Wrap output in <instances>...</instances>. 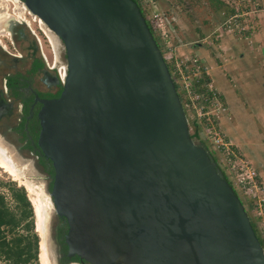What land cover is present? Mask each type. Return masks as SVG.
Here are the masks:
<instances>
[{
	"label": "water",
	"instance_id": "1",
	"mask_svg": "<svg viewBox=\"0 0 264 264\" xmlns=\"http://www.w3.org/2000/svg\"><path fill=\"white\" fill-rule=\"evenodd\" d=\"M58 38L65 77L36 144L67 255L89 264H264L239 197L192 139L133 0H21ZM57 84L55 74L52 75Z\"/></svg>",
	"mask_w": 264,
	"mask_h": 264
},
{
	"label": "flooded vegetation",
	"instance_id": "2",
	"mask_svg": "<svg viewBox=\"0 0 264 264\" xmlns=\"http://www.w3.org/2000/svg\"><path fill=\"white\" fill-rule=\"evenodd\" d=\"M19 1L21 2V0ZM31 20H34L41 30L39 20H35V17L31 14H26L25 22L18 20L14 16L10 18L8 16L0 21V36H6L13 49H15L14 42H18L17 44L20 50L17 51L15 49L16 53L14 54L9 52L6 45L0 39V146H3V151L9 157H11V154L7 151V146H11L15 156H18L20 160H24L25 165L30 167L34 172L45 175L48 195L45 194L43 186L42 190L49 197L53 171L50 161L41 154L36 144L38 132L36 113L41 105V99L56 97L60 91L61 83L58 79L57 69L61 68V66L65 67V54L61 41L58 38H54L56 43L55 55L47 35L38 29L44 37L46 36L47 44L50 47L51 58L47 60L46 55L43 53L39 37L33 32L29 33ZM29 35H31V39ZM53 74L56 76L57 84L54 83V79L52 78ZM16 157L15 159L17 160ZM11 160L13 161L12 158ZM13 163L17 165L16 168L24 176L25 165L23 164L21 166L14 161ZM7 173L10 174L9 172ZM10 176L12 175L10 174ZM21 186L28 193L25 186ZM28 198L35 219L34 230L37 232L34 206L29 196ZM53 211L52 206L48 213L53 216ZM54 219L55 224L51 235L52 245L48 246L46 244L48 228L47 216L43 236L37 232L38 236L40 235L39 250L41 242H43L46 247L47 258L51 264H89L75 255H67L66 245L63 240L66 232V222L63 217L58 215H55Z\"/></svg>",
	"mask_w": 264,
	"mask_h": 264
},
{
	"label": "crops",
	"instance_id": "3",
	"mask_svg": "<svg viewBox=\"0 0 264 264\" xmlns=\"http://www.w3.org/2000/svg\"><path fill=\"white\" fill-rule=\"evenodd\" d=\"M232 1L214 0L206 15L214 22L211 30L197 28V40L184 44V52H195L203 60L205 79L228 107L220 127L264 184V0H258L253 32H223L217 39L216 14L223 19L232 13Z\"/></svg>",
	"mask_w": 264,
	"mask_h": 264
},
{
	"label": "built area",
	"instance_id": "4",
	"mask_svg": "<svg viewBox=\"0 0 264 264\" xmlns=\"http://www.w3.org/2000/svg\"><path fill=\"white\" fill-rule=\"evenodd\" d=\"M229 5L233 12L223 19L219 32L238 35L253 32L256 28L253 16L260 10L259 1L233 0ZM151 20L155 25L161 21L158 14H152ZM157 35L166 45L165 52L159 50L172 82L176 85L185 117L187 115L193 125V135L199 138V142L217 162L234 192L250 201L253 208L258 209L257 215L264 217V184L251 162L233 147L220 127V119L227 116L228 110L219 93L205 79L203 60L195 52L187 54L182 51L176 54L174 48L169 46L168 32L161 30ZM57 75L60 83H63L65 67L58 68Z\"/></svg>",
	"mask_w": 264,
	"mask_h": 264
},
{
	"label": "rangeland",
	"instance_id": "5",
	"mask_svg": "<svg viewBox=\"0 0 264 264\" xmlns=\"http://www.w3.org/2000/svg\"><path fill=\"white\" fill-rule=\"evenodd\" d=\"M139 6L141 10L144 13L145 18L148 20L150 23L152 30H153V36L155 40L157 41L159 49H162V52H165V44L164 41L161 40L157 33H160L161 30H164V32H168L169 36V46L170 48H174V52L177 54L179 52H184L186 51V46L184 44H192L197 40V33L196 30L197 28H203V29H210L212 28V18H207L206 15L210 12L211 5L214 4V0H138ZM12 11V10H11ZM152 14H158L159 18L161 21H158L159 24L155 25V22L151 20V15ZM32 15V14H31ZM35 17V20L41 21L39 18L36 16L32 15ZM224 19V18H223ZM223 19L219 17L218 14H216V27L221 25ZM29 33L33 32L37 34V36L40 39V42L42 44V50L43 53L46 55L47 60H49L50 57V47L47 44L46 38L42 35V33L38 30L37 28V23L34 20L30 21V29ZM43 30V29H41ZM44 31V30H43ZM220 28L216 29V38L219 39V37L223 34V32H219ZM45 32V31H44ZM227 33V32H226ZM29 38L31 39V35H29ZM0 39L2 40V43L6 45L7 50L11 53H16L15 49L17 51H20L18 48V42H14V48L11 47L9 44L7 37L6 36H0ZM217 43V41H216ZM173 52V51H172ZM216 53V52H215ZM62 59V58H61ZM63 60V59H62ZM27 64V63H26ZM25 64V65H26ZM181 94V93H180ZM183 100V97H181ZM227 107V106H226ZM228 110V107H227ZM229 114V112H228ZM227 114V115H228ZM187 117V115H186ZM188 126L190 129V136L192 137L193 140L195 141H200L199 138L193 135V126L190 125V120L188 119ZM7 146V145H6ZM7 151L11 154V158L13 161L19 165L24 164V160H20L18 156H15L14 150L11 146H7ZM14 155V156H13ZM17 158V160L15 159ZM13 161L10 159V163L14 164ZM22 161V162H20ZM217 164V162H215ZM16 165V164H14ZM25 165V164H24ZM1 167V166H0ZM4 168H0V193L3 194L4 196V201L6 202V205L8 206L9 210H13L15 213H19L21 208H24L22 206V203L19 201H16L12 196L11 192L13 191H18V193H22L25 196V200L28 203V207L30 210V217L29 222L31 226L30 233L35 235V246L36 250L34 252V257H31L28 261V264H41L40 261V256L38 258V251L40 254L39 250V236L37 232L34 230V214H33V209L30 203V200L28 198V193L25 191L24 187L21 186L22 184L20 183L19 179H16L15 177L10 176L8 174L7 170ZM23 176V175H22ZM24 178L29 180L33 184H40L41 186L44 187V192L45 194L48 195V190H47V179L45 178L44 174L34 172L30 167L25 165L24 169ZM15 180H14V179ZM260 179V178H259ZM19 182H18V181ZM261 180V179H260ZM21 185H20V184ZM12 192V193H13ZM236 193V192H235ZM237 194V193H236ZM239 194V193H238ZM237 194V195H238ZM30 197V196H29ZM239 197V195H238ZM241 198V202L243 204V207L249 217V220L253 222L254 225V230L256 235L262 240V249L264 251V217H260L261 215H257L258 209L253 208V204L250 203L246 198L244 197H239ZM32 202V201H31ZM35 211V209H34ZM53 211V216L50 214H47V234H46V244L52 245V229L55 224V219ZM23 222V221H22ZM61 229V227H60ZM23 233H25V230H22ZM41 241V237H40ZM39 259V260H38ZM40 262V263H39ZM0 264H9L7 261L3 260L0 258Z\"/></svg>",
	"mask_w": 264,
	"mask_h": 264
},
{
	"label": "trees",
	"instance_id": "6",
	"mask_svg": "<svg viewBox=\"0 0 264 264\" xmlns=\"http://www.w3.org/2000/svg\"><path fill=\"white\" fill-rule=\"evenodd\" d=\"M133 1L137 3L147 27L153 34L152 27L148 20L145 18L144 13L139 6L138 0ZM174 86L176 89L175 84ZM177 94L179 97V93ZM190 125H192V123H190ZM223 177L225 178L224 175ZM12 192L10 193L11 196L16 201L21 202L24 208H21L18 214L13 210H9L6 202L4 201L3 194L0 193V258L7 261L9 264H28L29 259L31 257H34V252L36 250L35 235L30 233L31 226L28 219L30 217V210L29 208H26L28 207V203L25 200L23 192L18 193L17 190L13 193ZM250 223L254 230L253 222L250 221ZM22 230H25V233H23ZM256 237L258 238V241L262 246V240L257 235Z\"/></svg>",
	"mask_w": 264,
	"mask_h": 264
},
{
	"label": "bare ground",
	"instance_id": "7",
	"mask_svg": "<svg viewBox=\"0 0 264 264\" xmlns=\"http://www.w3.org/2000/svg\"><path fill=\"white\" fill-rule=\"evenodd\" d=\"M26 14H32V13H30V11L19 0H0V21L3 18H6L8 16H9V18L14 16L18 20H23L25 22ZM29 20H30V18H29ZM39 23H40L41 29H43L45 32L43 30L42 31L47 35L48 39L50 40V42L52 44V48H53L55 55H56V43H55V39H54V38H56V36L50 32V30L43 24L42 21H39ZM2 147L0 146V166L2 168H4L5 170H7L13 177H15L16 179H19L20 183L22 185H24L25 188L27 189L28 194L30 196V199H31L33 206H34V209H35L37 232L41 236H43V234L45 232L46 216H47V213L49 212V210L52 208L51 201L49 200V197L44 194L41 185H38V184L35 185V184L31 183L29 180L24 179L22 177L23 173L20 172L18 170V168H16L17 165L10 163L11 157H9L3 151ZM39 256H40L41 264H51L47 258L46 247L43 244V242H41Z\"/></svg>",
	"mask_w": 264,
	"mask_h": 264
}]
</instances>
